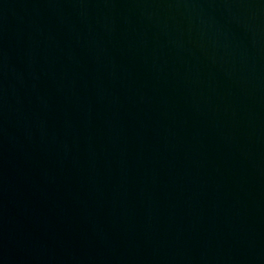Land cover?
Masks as SVG:
<instances>
[{"label": "water", "instance_id": "1", "mask_svg": "<svg viewBox=\"0 0 264 264\" xmlns=\"http://www.w3.org/2000/svg\"><path fill=\"white\" fill-rule=\"evenodd\" d=\"M0 264H264V0H0Z\"/></svg>", "mask_w": 264, "mask_h": 264}]
</instances>
